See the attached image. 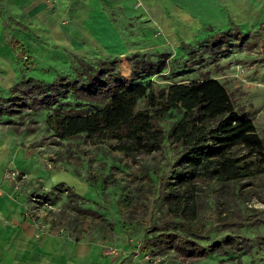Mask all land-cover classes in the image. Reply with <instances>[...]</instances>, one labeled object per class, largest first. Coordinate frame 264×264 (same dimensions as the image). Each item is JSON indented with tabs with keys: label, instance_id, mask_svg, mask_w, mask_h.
<instances>
[{
	"label": "rangeland",
	"instance_id": "rangeland-1",
	"mask_svg": "<svg viewBox=\"0 0 264 264\" xmlns=\"http://www.w3.org/2000/svg\"><path fill=\"white\" fill-rule=\"evenodd\" d=\"M169 1L182 5L189 13V35L185 39L161 34L146 24L141 12L125 16L107 8L103 12L120 32L119 39L121 37L120 46L113 43L112 50L106 49L104 42L97 44L83 34L70 35L69 41L52 40L51 37L43 41L38 30L34 29L31 34L24 25L15 23V18L1 4L4 35L14 58L12 73H3L0 77V99L22 78L33 77L46 82L60 74L73 78L78 68L77 60L94 65L97 60L114 58L119 72L128 77L135 67L134 56L155 59L157 54H163L164 65L160 72L149 77L152 81L163 85L173 81L217 79L237 111L253 122L264 140V0L245 3V10L238 17L222 0ZM49 2L45 8L55 10L53 0ZM61 7L59 23L64 28L74 27L72 16L78 10L75 8L73 12L69 2ZM93 20L98 19L93 17ZM14 29L17 37L11 33ZM21 32H28L30 44L21 40ZM4 104L0 101V105ZM48 112V109H40L20 110L14 115L0 114V124H5L1 128L15 129L11 131L15 133L12 140L16 146V150L10 151L11 159L5 163L2 174L7 167H16L12 161L15 152L32 155L30 168L40 173L32 176L28 170L16 167L18 183L9 185L20 191L23 183L28 185L27 190L24 189V215L42 231L100 240L101 255L121 264H264V247H253L249 253L238 251L204 259L180 257L168 251L156 263L151 256L142 255L137 250L142 234L158 222L162 214L157 193L159 182L167 176L174 158L171 143L164 139L159 150L130 158L105 143L92 144L81 136L54 138L44 124ZM177 118L173 112L166 115L165 130ZM241 182L240 193L234 191L232 196L221 200L226 202L227 209L253 214L260 221L218 231L212 204L206 203L202 215L211 228L208 240L226 233L249 238L264 235V172ZM65 187L71 191L65 192ZM91 211L95 212L91 213L93 216L105 219V223H112L110 235L103 236L95 227L97 216L89 214ZM102 244L112 245L118 252L105 255Z\"/></svg>",
	"mask_w": 264,
	"mask_h": 264
},
{
	"label": "trees",
	"instance_id": "trees-1",
	"mask_svg": "<svg viewBox=\"0 0 264 264\" xmlns=\"http://www.w3.org/2000/svg\"><path fill=\"white\" fill-rule=\"evenodd\" d=\"M134 61L128 77L119 72L114 58H107L94 65L77 60L71 79L63 74L48 82L22 78L0 99L5 102L0 114L48 109L44 124L54 138L81 136L130 158L159 150L164 139L171 143L174 158L157 193L162 214L142 234L137 247L142 255L154 258L172 251L204 259L264 247V235L226 233L208 240L211 228L202 215L204 205L212 204L218 231L260 221L227 209L221 200L240 193L242 180L264 172V140L253 122L237 111L217 79L158 85L149 77L160 72L164 55H137ZM170 112L178 118L165 130L164 117ZM96 216L95 227L110 235L112 223Z\"/></svg>",
	"mask_w": 264,
	"mask_h": 264
},
{
	"label": "crops",
	"instance_id": "crops-1",
	"mask_svg": "<svg viewBox=\"0 0 264 264\" xmlns=\"http://www.w3.org/2000/svg\"><path fill=\"white\" fill-rule=\"evenodd\" d=\"M49 1L0 0V6L4 4L5 9L15 18L14 22L24 25L29 33L34 34V29L38 30L43 41H48L50 37L52 40L69 41L70 35L77 37L83 34L97 44L100 41V43L104 42L106 49H114L113 43L119 47L120 32L114 28L113 22L103 12V9L107 8L111 11H120L121 15L125 16L134 11L141 12L147 25L167 36L185 39L189 35L188 11L182 5L172 4L169 0H53L56 8L48 11L45 7L50 3ZM222 1L231 6L233 14L237 17L241 11L245 10V3L251 2V0ZM67 2L71 3L73 12L75 8L78 12L73 13L72 16L75 21L74 27L64 28L59 23V8ZM256 8L260 10L259 7ZM93 17L98 20H93ZM76 22L79 25H76ZM28 32L25 34L21 32L19 37L30 44L31 36L27 38ZM11 33L17 37L16 29ZM13 58V51L4 35L0 18V77L3 73H12ZM1 89L2 85H0V93ZM1 125L3 124H0V264H121L119 261L101 255L100 240L45 232L31 218L25 217L24 189L27 190L28 185L23 183V189L20 191L2 181L5 163L11 159L10 151L16 150V146L12 140L15 129L7 127L3 130ZM26 156L27 160L24 159ZM12 161L21 171L28 170L32 176L40 173L30 168L32 155L23 153L18 155V152H15ZM40 171L43 170L40 169Z\"/></svg>",
	"mask_w": 264,
	"mask_h": 264
},
{
	"label": "built area",
	"instance_id": "built-area-1",
	"mask_svg": "<svg viewBox=\"0 0 264 264\" xmlns=\"http://www.w3.org/2000/svg\"><path fill=\"white\" fill-rule=\"evenodd\" d=\"M18 178H19V170L14 166L7 167L2 174V180L9 184L15 185L16 183H18L19 180ZM0 195H1V191H0ZM102 247H104L103 253L105 255L112 256L118 252L116 247L109 244H102ZM152 261L155 263L158 262L159 257H154V258L152 257Z\"/></svg>",
	"mask_w": 264,
	"mask_h": 264
}]
</instances>
